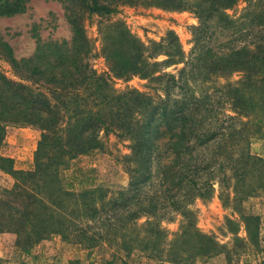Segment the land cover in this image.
I'll return each mask as SVG.
<instances>
[{
	"label": "trees",
	"instance_id": "trees-1",
	"mask_svg": "<svg viewBox=\"0 0 264 264\" xmlns=\"http://www.w3.org/2000/svg\"><path fill=\"white\" fill-rule=\"evenodd\" d=\"M28 1L0 0V18L24 13ZM56 1L65 7L69 41L36 37L34 53L16 60L0 40L14 76L47 93L0 74V144L6 124L40 133L31 170H14L12 160L0 157V170L14 181L0 189V234L15 235L25 254L53 236L85 250L104 247L125 258L138 252L166 264L220 254L191 223L185 206L210 197L214 185L222 202L228 203L230 191L239 206L264 179V158L250 152V140L264 137V3L242 0L247 6L234 21L225 11L239 0H152L196 15L188 57L175 36L146 49L121 23L103 25L109 72L147 80L161 93L155 98L135 89L115 94L109 77L97 76L86 62L93 45L83 15L111 16L124 0ZM160 55L165 60L154 62ZM178 65L176 75L164 72ZM233 74L240 79L221 86L212 81ZM100 133L129 143L126 186L97 184L92 171L72 167L77 157L100 148ZM173 214L184 223L163 260L160 224ZM240 217L255 241L258 218Z\"/></svg>",
	"mask_w": 264,
	"mask_h": 264
},
{
	"label": "rangeland",
	"instance_id": "rangeland-1",
	"mask_svg": "<svg viewBox=\"0 0 264 264\" xmlns=\"http://www.w3.org/2000/svg\"><path fill=\"white\" fill-rule=\"evenodd\" d=\"M152 2V0H124L117 5L116 13L111 16L84 14L82 17L85 34L93 45L86 62L89 69L97 76L109 77V84L115 94L135 89L156 98L161 93L153 91V84L139 76L124 80L115 78L109 72L102 53L100 28L103 25L121 23L146 49L152 44H159L163 40L170 39V36H175L184 57H188L191 51L192 28L199 24L196 15L187 9L155 6ZM261 3H264V0ZM246 6L245 2L239 0L231 9L226 10L225 14L236 21L243 15ZM33 28H35L34 32ZM243 28L245 31V27ZM36 37L42 42L69 41L71 32L62 3L56 0H29L24 13L10 18H0V40L11 47L16 60L26 59L34 53ZM165 58L160 55L153 61L161 62ZM181 67L182 65L172 66L164 72L176 75ZM0 74L11 82L27 86L32 91L47 94L42 87L41 90L35 89L37 87L32 81L18 80L1 48ZM239 79L238 74H233L224 76V79L212 78V81L215 86H221L226 81L235 82ZM39 137V131L32 126L6 124L0 144V157L12 160L14 170H31ZM99 143V149L77 157L72 167L92 171L97 184L109 187L126 186L128 175L124 161L129 155L127 149L129 143L117 139L113 134L104 136L102 133L99 134ZM250 152L254 156L264 158V137L250 140ZM13 182L10 175L0 170V189L11 188ZM214 189L210 197L195 199L185 206V211L188 212L194 227L202 234L211 237L221 253L196 260L193 264H260L264 261V179L260 188L246 197L241 206L234 202L230 191L226 203L220 200L217 185H214ZM242 214L258 218L255 241H251L246 233L240 217ZM183 220L182 216L173 214L170 221L161 222L160 226L165 231L164 250L161 254L163 260L168 258L172 241L179 234ZM143 221L144 218L139 222ZM121 260L126 264H166L149 259L138 252L125 258L123 253L114 255L104 247L85 250L78 245L63 242L55 236L41 241L25 254L15 245V235L0 234V264H121Z\"/></svg>",
	"mask_w": 264,
	"mask_h": 264
}]
</instances>
